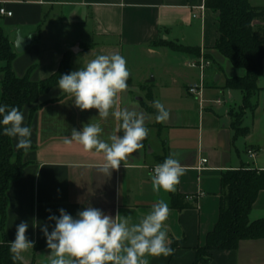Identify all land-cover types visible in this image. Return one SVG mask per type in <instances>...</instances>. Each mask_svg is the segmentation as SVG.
<instances>
[{"label":"crops","instance_id":"crops-1","mask_svg":"<svg viewBox=\"0 0 264 264\" xmlns=\"http://www.w3.org/2000/svg\"><path fill=\"white\" fill-rule=\"evenodd\" d=\"M251 3L264 6V0ZM201 6L204 0L2 2V7L12 13L11 17L1 16V25L14 52L17 34L32 38L23 53L16 52L12 63L18 77L33 68L32 81L49 78L68 52L73 55L72 71L84 68L98 55L118 53L125 58L130 77L127 90L118 95L116 108L143 114L149 129L143 147L106 176L98 171V165L104 162L102 153L85 152L75 141L65 144L64 138H71L72 129L81 131L89 123L100 124V138L105 141L112 134L122 136V131L117 132L121 122L114 116L101 119L97 109L81 111L74 98L59 87L41 98L43 105L32 118L31 107L23 110L25 125L30 122L33 148L23 155L26 166L10 186L4 234L0 231V243L4 238L10 243L15 240L17 226L28 223L26 237L34 247L22 254L23 263L50 264V249L42 228L47 226L49 232L54 229L55 221L48 218L58 217L61 208L75 218L79 211L95 207L113 217H127L131 226L163 199L170 209L165 229L174 251L169 256L145 258L149 264H195L196 248L205 245L219 219L223 174L243 167L264 171V62L257 80L261 91L255 97L256 107L246 110L242 119L248 134L236 136L231 113L242 107L244 95L225 86L228 79L242 77L245 72L234 68L215 50L218 13L207 8L202 11ZM169 44L204 50L211 60L203 109L199 100L187 92L199 80V73L186 67L192 57ZM135 58H146L148 62L144 73L133 80ZM2 78L0 73V82ZM149 90L153 100H159L169 112L168 120L160 126L142 106ZM12 141L17 152V139ZM250 150L255 152L254 157L248 155ZM171 154H176L174 158L179 159L185 173L174 193H156L150 169ZM202 159L207 163L200 169ZM172 194L203 196L198 201L187 199L191 207L177 210L171 207ZM261 219L264 191L259 193L250 215L251 221ZM210 264H264V239L242 241L233 251H216Z\"/></svg>","mask_w":264,"mask_h":264},{"label":"clouds","instance_id":"clouds-1","mask_svg":"<svg viewBox=\"0 0 264 264\" xmlns=\"http://www.w3.org/2000/svg\"><path fill=\"white\" fill-rule=\"evenodd\" d=\"M129 77L125 58L113 53L98 55L84 68L61 75L58 81L62 93L70 94L81 111L97 109L99 118L107 119L111 114L121 122L117 132L122 131L123 135L112 134L108 141L100 138L99 123L86 124L81 131L72 129L71 138H64L65 144L75 141L85 152L102 153L104 162L98 165V171L106 176L143 147L142 142L149 132L143 114L116 108L118 95L129 86ZM152 107L157 110V122L168 120L169 112L159 100H154ZM24 120L19 108L0 105L3 134L16 138L17 149L27 152L31 146V128ZM175 155L156 164L150 173L154 192L176 191L185 168ZM169 212V205L160 199L138 224L129 226L127 217L121 218L119 214L113 217L95 207L79 211L75 218L61 208L58 217L48 218L55 221L54 229L49 232L47 226L42 228L50 249V264H149L147 256H169L174 251L169 246L165 229ZM27 230L28 223L21 222L15 240L9 243L13 264L22 261V254L34 247V242L26 237Z\"/></svg>","mask_w":264,"mask_h":264},{"label":"trees","instance_id":"trees-1","mask_svg":"<svg viewBox=\"0 0 264 264\" xmlns=\"http://www.w3.org/2000/svg\"><path fill=\"white\" fill-rule=\"evenodd\" d=\"M0 0V8L2 2ZM204 6L218 13L219 38L215 44L222 56L228 59L234 68L243 70L245 75L228 79L225 88L239 90L244 99L241 111L242 119L246 110L256 107L255 97L260 93L257 80L263 73L264 62V6H254L251 0H204ZM255 22H259L258 25ZM172 46V45H168ZM174 47V46H172ZM191 57H197L200 49L190 47H174ZM17 54L12 43L1 25L0 16V105L9 108L17 107L21 112L31 107V115L43 105L41 98L58 87L60 76L72 72L73 55L65 54L58 71L51 77L32 81L29 69L24 77H18L12 63ZM145 88V87H144ZM143 108L155 118L157 110L152 107L154 101L150 90L147 92ZM231 116L233 114L231 113ZM242 119L232 121L231 128L236 136H245L248 129L243 127ZM30 127V122L27 124ZM0 125V231L4 234L8 209V192L11 184L17 180L26 164L22 161L26 153L23 149L15 152L12 138L3 134ZM33 145L31 144V150ZM222 195L218 222L206 237L205 245L196 248L195 264H210L216 251H233L245 240L264 239V219L251 221L250 215L254 203L261 191H264V171L252 168H241L223 174ZM188 197L172 194L171 207L182 210L190 208ZM0 264H13L9 243L6 239L0 243ZM15 264H26L16 261ZM33 264V263H30Z\"/></svg>","mask_w":264,"mask_h":264},{"label":"built area","instance_id":"built-area-1","mask_svg":"<svg viewBox=\"0 0 264 264\" xmlns=\"http://www.w3.org/2000/svg\"><path fill=\"white\" fill-rule=\"evenodd\" d=\"M200 10L204 11L205 7L201 6L199 7ZM0 16H7V17H11L12 13L6 11L3 7L0 8ZM194 17H196L194 15ZM212 66V62L210 59H208L204 53V50L200 51V54L197 57H192L190 58L187 63H186V67L192 70H195L199 73V80L193 84H191L188 88H187V92L189 95L197 98L199 100V104L201 109H203L204 106V91H205V80H206V72L208 71V69ZM217 104H220L221 101L218 100L216 101ZM248 155L250 157H254L255 156V152H253L252 150L248 151ZM207 163L206 159H202L200 161V169L204 167V165ZM153 169H150V173L153 172ZM201 196H203L202 194H200L199 196L196 197H188L189 200L195 201L199 198H201Z\"/></svg>","mask_w":264,"mask_h":264},{"label":"rangeland","instance_id":"rangeland-1","mask_svg":"<svg viewBox=\"0 0 264 264\" xmlns=\"http://www.w3.org/2000/svg\"><path fill=\"white\" fill-rule=\"evenodd\" d=\"M145 62H148V59L145 58V60H140L139 58H135L133 59V63L134 65L131 68V73H132V79L135 80L136 78H138L139 76H141L145 69ZM154 62V61H152ZM156 62V61H155ZM158 63V62H157ZM60 89V88H59ZM241 108H237L232 110V114L234 117H232V121H237L242 119V113L243 111L240 110Z\"/></svg>","mask_w":264,"mask_h":264},{"label":"water","instance_id":"water-1","mask_svg":"<svg viewBox=\"0 0 264 264\" xmlns=\"http://www.w3.org/2000/svg\"><path fill=\"white\" fill-rule=\"evenodd\" d=\"M32 43V38H23L20 34H17L16 41L14 43L15 51L17 53H23ZM139 101H143L142 98H138Z\"/></svg>","mask_w":264,"mask_h":264}]
</instances>
